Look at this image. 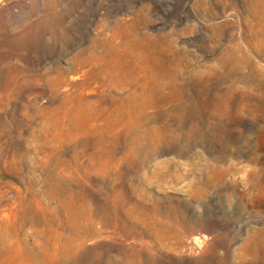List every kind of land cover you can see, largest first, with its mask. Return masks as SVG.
Wrapping results in <instances>:
<instances>
[{
    "label": "rangeland",
    "instance_id": "1",
    "mask_svg": "<svg viewBox=\"0 0 264 264\" xmlns=\"http://www.w3.org/2000/svg\"><path fill=\"white\" fill-rule=\"evenodd\" d=\"M0 264H264V0H0Z\"/></svg>",
    "mask_w": 264,
    "mask_h": 264
},
{
    "label": "bare ground",
    "instance_id": "2",
    "mask_svg": "<svg viewBox=\"0 0 264 264\" xmlns=\"http://www.w3.org/2000/svg\"><path fill=\"white\" fill-rule=\"evenodd\" d=\"M178 74L176 72H170L167 74H163L162 76L156 78L155 80L153 79V85L150 87L151 91H160L165 85L172 84L175 82L177 79ZM242 80L241 77L238 78V80ZM252 90V89H251ZM149 92H144V95H148ZM246 101V100H245ZM189 107H191V114H190V123L191 125L189 126V129L186 134V146L187 148H191L192 145L194 144L195 146H202V147H209L210 149L213 150V152L219 156L222 155L223 150L216 149L214 144L216 142L219 143H224L226 140L228 141V138L226 137V134L224 130L221 128V125L219 122L222 120V114H223V109L226 108V105L224 107L221 106V104L218 101H215L209 108H206L204 106H194L192 104V101H187ZM244 99H242L239 103L240 108L244 107ZM197 103V102H196ZM254 103H257L254 101ZM194 106V107H193ZM199 107L204 109L205 111V123L202 120V117L200 115V110ZM254 107L260 108V105L254 104ZM206 124V127L202 124ZM178 128L181 126L180 124L177 125ZM173 128V127H172ZM208 129V130H207ZM223 145V144H222ZM211 172L219 173V174H225L227 170L220 169L219 167H212ZM195 174V173H194ZM198 177L196 179V184L199 186H208L207 183H205V178L207 176L206 172L203 170L201 171L199 169L197 173ZM211 186V184H210Z\"/></svg>",
    "mask_w": 264,
    "mask_h": 264
}]
</instances>
